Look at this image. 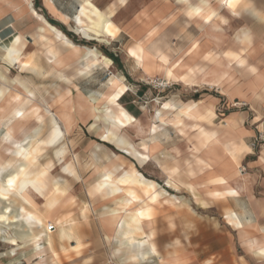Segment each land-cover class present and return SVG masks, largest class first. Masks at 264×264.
I'll return each instance as SVG.
<instances>
[{
  "label": "rangeland",
  "instance_id": "obj_1",
  "mask_svg": "<svg viewBox=\"0 0 264 264\" xmlns=\"http://www.w3.org/2000/svg\"><path fill=\"white\" fill-rule=\"evenodd\" d=\"M29 1L30 7L24 3L23 9H8L7 12L9 13L10 19L13 21V29L15 30L12 32V34H14L13 36H19L25 42L23 58H26L30 54V58L32 60L36 59L37 67L41 69L43 74L37 75L33 70L27 68H18L17 65L10 66L6 64L1 58L0 67L7 69L10 79L13 78L19 84H22L18 87L20 91H24V88L30 86L35 88L37 91H40L39 93L43 95V98L39 99L38 101L37 99H31L32 101L29 100L24 104L21 103V101L26 98V96L21 94L23 98L21 101L12 102L10 105H8L3 111V114L0 113V136L5 131L7 119L10 118V121L14 122V118H11V114L12 109L16 108L17 105L20 106L21 104L24 107H27L28 110L40 106V108L45 111L51 109L50 111L54 112L58 116V112H60L62 109L61 104L53 103L51 106L50 104L57 93L65 91L67 88H69L68 98H70L71 107L70 129L66 134L63 143L66 147V153L68 147L70 149V153L65 159L61 158L58 160L53 154L52 147L47 146L46 144L41 146L40 153L44 154L45 156L41 159L40 164L44 165V163L47 161H52L54 164L42 178L46 187L44 188L43 198L39 196L35 197L37 203L39 204V212L42 215L50 212V209H48L43 203L55 193V187L60 186L56 180L61 177V172L67 173L62 171L61 167L64 163L61 161L65 160L66 162L76 156L80 164L86 169L84 168L85 170H83L81 173L80 179L74 180L69 178V193L67 195L72 196L75 200L72 206H68L67 204L61 205L51 212L53 217L51 225L53 228H57L61 224L59 221L64 219V216L67 214V212L71 210H78V212H80L81 208L79 205L83 203L87 205L89 209V216L87 218L89 221L88 224L94 227L104 228L100 221V214L102 211H106V208L110 207L112 203L102 199H95L96 201L92 200L90 197L98 198L96 191L92 192L90 197L88 195L89 185L95 180L97 176V167L93 169V161L92 157L90 156V151L94 144L100 143L107 154H109V157L112 159L108 161V163L105 162L104 165L100 166L108 167L111 163L117 162L115 161V157H112L110 154L114 153L117 155H123L124 153L116 149L111 143L101 140L100 134L103 130V123L99 121H102L103 117L118 127H126L121 130V133L125 134L132 142H134L137 147H141L144 142L149 141L150 136L148 133V128L152 123V117L159 116L162 113V110L164 111L165 109H170L172 107L171 102L168 100L176 99L184 102L187 101L185 97L188 95V93L198 94L206 92L215 94L220 98V101L214 110L216 117L213 119L212 124H206L198 120L193 121L191 119H184V123L186 125L184 127V133L179 132L178 128H176L171 123L167 124L168 126L166 129L169 134L166 141L169 146V153H164L157 157V159L160 164H163L167 167L177 166L179 173L176 177L169 175L171 180H168V184L166 185L167 174L165 170L159 166L160 164L156 165L154 162L150 161L147 165L141 167L138 165L136 160L132 159L128 155L125 159V172H138L134 167V162L137 169H139L146 177L154 179L158 183V191L161 196L158 197L157 210L155 212L157 223L155 226L157 227L156 242L158 243L157 246L159 245L158 248L160 249L159 251L162 255L166 254L168 250L174 249L178 252L184 253L187 258V264H203L207 260H209L208 264H264V259L261 260L256 258L250 252V244L256 243L257 246L263 244V232L257 230V228L253 230L251 228L244 227L242 231L238 230L239 228H231L226 224L222 216L225 214L224 207L231 206L234 209L235 207L239 208V211L241 209L243 212H240H242V214L245 216L249 214L252 216L254 215L253 220L257 221L256 226H260L264 222L261 212V204L264 198V170L262 162L260 161V154L264 148V132H261V123L257 120V117H264V112H261V109L259 110L252 108L250 103L245 98L231 99L223 87L225 85H245L248 78L252 75L246 73L242 68H237L238 72L233 73V68H230L228 65L229 59L225 56H222L220 58L221 78L218 77L219 75L216 77V81H219V78L221 80V83L217 84L219 86H209L213 85V82L211 81L209 84L207 82V84L203 85L202 87L188 88L184 87L182 82L173 80L171 75L170 78L167 79L165 73L163 70H161L164 65H162L160 61L157 62L156 67L153 64L150 68L149 59L146 62L144 59L143 68H146L147 72L144 81H146V87L148 88L146 89L145 94L141 96V100L134 103V109H136V111H140L137 121L134 122V117L117 101L118 97L127 90V87L131 88L132 85L129 84H133L134 80H131L127 77L126 80H124L126 86L122 89H118L114 93V98L111 100L105 102L104 99H100L102 95H106L113 91V87L110 86V80L112 78L120 79L119 76H123V74L119 71L121 68L119 60L110 58L111 60L113 59V63H111L109 66H106L100 63L98 61L99 59H91L82 65H75V63H73L70 65V68L65 69L63 66H65L66 63L75 61V55L79 54L68 52L69 46L62 43L46 29L41 30L40 25L37 24L35 18L31 15L30 8L32 7L50 24L60 29V25L44 9L43 3L45 0ZM118 1L123 3L125 0ZM250 1V3L254 1V3L260 4L264 0ZM16 2L17 0H15V3ZM84 2H86V0H84ZM138 2L143 4L150 2V0H138ZM243 8L244 7H240L238 9L239 14L242 12L241 9ZM108 9H111L112 14L114 5L112 4L106 10H98L106 14ZM4 12L6 13V10H4ZM108 17H110V15ZM21 18H24L25 20L23 19L24 21L21 20L20 22L19 19ZM85 20H88L87 17ZM19 22L20 26L18 24ZM112 24L116 26L113 22ZM165 26V24H162L159 27L160 40L158 47H161V50L166 53V55H168V51L166 49L167 43L162 33L166 28ZM243 27L244 26L239 25L238 29H242ZM73 28L76 34L68 31L67 29L62 31L72 43L80 46L84 45V48L94 50L98 53V55L102 54L106 57H108L107 54L109 53L106 50L107 47H109L107 43L110 39H114L117 36V33H119L118 31H120L119 27H117V32L114 36H104L100 39L93 36L83 35L79 30H77L76 26ZM224 35L227 38L229 33L227 32ZM13 36H9L3 42L10 43ZM82 37H86L84 39L88 41L84 40ZM224 39L225 38L223 37V40ZM148 42L149 40L145 41V43ZM1 43L2 42H0V56L3 49ZM236 45L239 50L238 52L240 53V49L243 46L245 47L246 43L237 41ZM141 47L144 48L142 44L140 45L139 43H134L127 49L128 53L135 59V62L138 66H142L143 63L141 55L139 56ZM224 48L225 47L223 44V49ZM132 52H136L137 55L133 56L131 54ZM120 53L121 54L119 55L122 57L124 52L121 51ZM61 54V58L64 61L62 64L53 65L49 62V58L52 55ZM162 56L166 58L164 54H162L160 57ZM170 57L171 56L168 57L167 62V65L170 66L169 68L173 67L177 60H172ZM251 60L252 59H249L250 63L257 64V62H252ZM174 61L175 63H173ZM167 65H165V67H167ZM151 69H154V72L151 73ZM191 69L193 70L192 72L194 77H197V67ZM230 70L232 72H230ZM86 71H91L88 77H85ZM62 73H64L68 78L67 80H61L58 77V74ZM174 74L179 76L181 74V68L178 67L174 71ZM201 77H206L207 80H213L214 74L212 71L205 72L204 70V72L201 74ZM1 82L2 81H0V84H3V82ZM18 89L14 88L13 90L17 91ZM169 91H172L173 93H179L180 91H183V94L173 98L172 93H167ZM166 95L168 96L166 97ZM89 98H97V100H99V102L96 104L99 106L97 109L98 118L96 119L93 117L94 113L91 110L93 104ZM164 103L169 104L167 108H162ZM234 103H237V105L233 106ZM254 110H257V112ZM235 111L243 112L245 115L248 113V115L245 116L246 119L244 126L247 129L253 131V134L249 137V141L246 142L250 146L252 152L246 158H241L239 165H236L233 161H227L231 167V170L229 167V183L234 187L241 188V192L239 191L240 196L238 198L216 199L219 196L212 197L206 193L210 189L215 188L214 186L207 184V180L213 174L203 173V167L199 166L195 160V147L197 146L195 134L197 129L191 126L193 123H197L206 128L217 129L218 127L223 129L226 124L224 121L225 115ZM172 117L173 114L168 113L166 115L167 121H170ZM95 121L99 122L98 125L95 128H89V124ZM60 124L65 130L63 122ZM29 125H34V121H29ZM15 132L18 134L17 128ZM49 134L50 130L48 126H45L40 137L41 141H45ZM228 138L229 137L226 132L222 134V137H220L221 144L220 141L216 144L219 150H224L223 142ZM70 140L75 143L73 147L68 143ZM128 152L131 153L130 151ZM0 155L2 159L1 163H3L0 173L3 176L21 162V157L16 150L9 155H4L2 150H0ZM132 155L133 154H131V156ZM213 164L214 163H212V165ZM188 168H192L195 175H188ZM213 168L214 174L223 175L226 173V171H217L215 167ZM179 178L182 182L186 181V183L194 184L199 196L207 201L208 206L206 205L203 207L194 202L190 193H188L183 188V186L175 180ZM137 180L138 183L134 184L137 195L140 197L143 205L150 204V202L154 200L155 195L147 196V198L144 199V195H148L149 190L141 189L140 191L138 177ZM99 186H101V183ZM60 195L61 194H58V196ZM207 195H209L210 198ZM211 197L215 199H211ZM182 200H189L190 204L180 208L177 207L176 204ZM59 214H61V218L57 217ZM11 235L12 234L6 231L4 232L3 237H10ZM105 235L106 234L103 233H84L83 241L86 242V248L83 250L84 252H81L79 256L69 253L66 258L63 255V257H61L62 259H59V264H118L116 257L111 255L113 245L107 244L103 239ZM17 241L18 245H11L9 243H5L2 238H0V264H35L39 260L37 255L49 256V250L45 245L41 251H33L31 249H25V246L22 244L25 243L24 241L19 239ZM70 244H73V242L71 241ZM11 252H14V254L12 255Z\"/></svg>",
  "mask_w": 264,
  "mask_h": 264
},
{
  "label": "crops",
  "instance_id": "obj_2",
  "mask_svg": "<svg viewBox=\"0 0 264 264\" xmlns=\"http://www.w3.org/2000/svg\"><path fill=\"white\" fill-rule=\"evenodd\" d=\"M91 1L98 9L101 10H106L112 4L114 5L110 19L117 27H119L120 31H118L119 33H117V36L114 39L109 40L107 43L109 47H107L106 50L109 52L107 54L109 58H114L120 62L119 64L121 68L119 71L123 74V76H119L120 79H118L122 81V83L127 77L131 80H134L133 84H129L132 85L131 88L127 87V90L117 99L118 103L134 117V122L137 121V117L140 115V111H136V109H134V103L141 100V96L145 94L146 89L148 88L146 87V81H144L147 74L146 68L138 66L135 62V59L127 51L128 47L134 43L143 45L146 52L145 62L149 59L150 68L153 64L156 67L157 62L160 61L161 64L164 65L161 70H163L165 73L166 68L170 67L167 65L168 57L171 56L170 58L172 60L177 59L176 63L175 61L173 62L175 65L170 68L171 78H173V80L182 82L183 86L188 88L202 87L203 85L207 84V82L209 84L211 81L213 82V85L209 86H219L217 84L221 83L220 58L222 56L227 57L229 59V67L233 68V73H237V68L241 67L238 66L232 57L244 53L245 49H247V66L242 69L252 76L248 78L245 85H225L223 87L231 99L245 98L250 103L252 108L259 110L264 108V62L261 61V57L264 56V1L260 4H256L254 1L250 3V0H239L238 6L235 9H229L226 6L224 7L225 0L224 2H219V0H207L208 7L204 8V10L207 9V12L213 11L216 13L214 19L208 23H205V19L203 18V15L207 12L200 16H189L186 14V6L178 0H150V2L143 4L139 3L138 0H125L123 3H120L118 0ZM189 2L198 6L200 0H189ZM24 3L29 7V3L26 0H17L16 3L15 0H0V42H3L11 35L13 36L14 34H12V32L15 31L13 29V21L10 19L7 10L14 8L23 9ZM83 3L84 0H49V2L45 0L43 7L60 25L61 31L67 29L68 31L76 34L73 28L76 25L75 17ZM101 4L103 5L102 7ZM240 7L244 8L241 9L242 12L239 14L238 9ZM4 10H6V13ZM233 11L237 12L238 15H233ZM23 19L24 18L19 19L20 22ZM224 21H228V23L225 24ZM20 22L18 23L19 26ZM162 24L166 25V28L162 33L167 43L166 49L168 51V55H166V53L161 50V47H158L160 40L159 27ZM239 25L244 26L243 28L248 29V31L252 34L247 41H245L242 36L238 38L237 29ZM227 32L229 35L226 38L224 34ZM223 37L225 38L224 40ZM146 40H149V42L145 43ZM237 41L246 43L245 47L241 46L242 48L240 49V53L238 52L239 50L236 45ZM223 44L225 47L224 49ZM121 51L124 52L122 57L119 55L121 54ZM162 54H164L167 58L166 63L160 59ZM75 56L76 58L78 57V55ZM249 59H252V62H257V64L250 63ZM111 61L113 63V59ZM165 65H167V67H165ZM252 66L257 67V72L255 74H252L248 71V68ZM178 67L181 68V74L179 76L174 74V71ZM195 67L198 69L197 77H194L192 72L193 70L191 69ZM204 70L205 72L212 71L214 74V81L207 80L206 77H201V74L204 72ZM91 71H86L85 77H88ZM150 72H154V69H151ZM230 72L232 71L230 70ZM217 75L220 77L219 81H216ZM182 92L180 91L179 93H173L172 91H169L167 93H172V97L176 98L179 95H182ZM167 96L168 95H166V97ZM185 98L187 101L184 102L176 99L168 100L171 102L172 107L162 111L159 116L152 117V123L148 128V133L150 136L149 141L144 142L141 147H137L134 142H132L125 134L121 133V130L126 127H118L106 120L104 117L102 121H99L103 123V128H105L108 135L107 138H101V140L111 143L116 149L124 153L121 155L122 159L118 160L116 162V166L112 169L114 176L120 177L124 174L126 169L125 159L127 155L136 160L138 165L141 167L147 165L150 161L154 162L156 165H159L160 163L158 162L157 157L164 153H169V146L166 141L169 134L166 129L168 123H171L176 128H178V131L181 133H184V127L186 126L184 119H191L193 121L198 120L206 124L213 123V119L216 117L214 110L220 101V98L217 95L206 92L198 94L188 93ZM89 99L93 101L97 98ZM254 111L257 112V110ZM168 113L173 114V117L170 119V121H167L166 119V115ZM247 115L248 113L245 115V113L237 111L225 115L224 121L226 124L223 129L218 127L217 129L206 128L197 123L192 124L191 127L197 129L195 134L197 146L195 147L196 155L194 157L197 161V164L203 167V173L213 174L209 179L216 176H223L229 179L231 167L227 161H233L236 165H239L241 158H246L251 154L252 150L246 142L249 141V137L253 134V131L247 129L244 126L246 119L245 116ZM237 117H242L239 122L236 120ZM99 122H91L89 124V128H95ZM153 128H155L156 131H153ZM223 132H226L229 138L223 142L224 150H219L216 144L220 141V137H222V134H224ZM204 134H210L217 139L213 141L208 147L209 142L206 143ZM68 143L72 147L75 145L72 140H70ZM127 149L131 153H129ZM241 149L245 150L242 151ZM69 153L70 149L68 147L67 153L63 159H65ZM131 154L133 155L131 156ZM110 155L115 157L116 154L113 153ZM90 156L92 157L93 161V169H95L97 166L104 165L105 162L108 163V161L112 160L100 143L94 144L92 146ZM197 159H201L204 161V163H199ZM260 161L262 162L264 170V148L260 154ZM61 162H64L62 166L66 164H72L75 171V175L61 172V177L56 180L60 186L65 187L67 191H69V178L74 180L80 179L81 173L86 168L80 164L76 156H74L69 161L65 162L64 160ZM212 163L214 164L212 165ZM133 164L138 171L137 173L140 191L141 189L149 190V194L146 196L144 195L143 198L145 199L147 196L155 195L154 200L151 201L150 204L153 207L154 212H156L158 197L161 196L158 191V183L154 179L146 177L139 169H137L134 162ZM160 165L167 174V185L168 180H171L168 174V168L170 167H167L163 164ZM213 167H215L217 171H226V173L223 175L214 174ZM101 181L102 180L96 177L95 180L89 185V197L92 192L96 191V188L100 185ZM239 191L241 192V188L235 187L234 191L227 192L216 199L238 198L240 196ZM207 196L210 198L209 195ZM90 198L95 200L97 197ZM211 199L215 198L211 197ZM224 208H230V213L228 215L224 214L222 216L226 224L231 228H239L247 224L245 228H251L253 230L257 228V230L263 232L264 234V222L262 225L256 226L257 221L253 220L254 215L252 216L249 214L245 216L242 214L243 211L240 209V211H242L240 212L238 210L239 208L237 207H235V209L231 206H226ZM261 212L264 219V198L261 204ZM80 216L81 215L79 214L78 210H71L67 212V214L64 216V219L59 221V223H61L60 225L68 224V221H71L73 218L78 219ZM88 216L89 213H87V218ZM57 217L61 218L62 216L59 214ZM88 223V220L84 221L81 219L80 225L78 226V233L81 236L80 239L85 244L86 242L83 241L84 233H106L104 228L94 227ZM52 236L54 244L53 247L57 251H60L61 247L73 246L76 241L74 237L61 240L58 238L57 232L55 231ZM71 241L73 244H70ZM22 244L25 246V249H31L29 244ZM262 245H264V241ZM37 257L40 259V256ZM48 257L49 256L42 255V259L46 264H52L51 262L48 263Z\"/></svg>",
  "mask_w": 264,
  "mask_h": 264
},
{
  "label": "bare ground",
  "instance_id": "obj_3",
  "mask_svg": "<svg viewBox=\"0 0 264 264\" xmlns=\"http://www.w3.org/2000/svg\"><path fill=\"white\" fill-rule=\"evenodd\" d=\"M26 1L30 5V1ZM46 1L49 2V0ZM219 2H224V0H219ZM30 9L31 15L35 18L37 24L40 25L41 30L46 29L62 43L69 46L68 52L79 54L75 61L66 63L64 66L65 69L70 68V65L73 63H75V65H82L91 59H99L98 61L106 66L112 63L111 59L105 55H98L94 50L80 47L72 43L60 29L50 24L41 14L36 12L34 8L31 7ZM205 12H207V9H202L200 15ZM210 12L212 11L207 13ZM104 15L103 12L93 5L91 0H86V2L81 5L75 17V26L77 30L86 36H93L100 39L110 35L109 33H112L111 36H114L117 32V27L112 24L110 17H108V21L105 22L103 19ZM86 17L88 19L87 21L85 20ZM203 18L207 19L206 14L203 15ZM109 24H111V27ZM17 37L19 36H13L10 43H1L4 50L2 49L0 58L10 66L17 65L18 68H27L33 70L37 75H42L43 72L37 67L36 59L33 58L34 60H32L30 54L26 58H23L25 42L21 39V41L17 43ZM13 49L19 52L18 56L13 57L10 55V50ZM140 55L143 59L142 67H144L146 52L142 47L140 48ZM61 57L62 54L52 55L49 58V62L53 65H60L64 62ZM13 59H15V63H13ZM160 59L164 63L167 61L164 56L160 57ZM169 73H171V70L168 67L165 70L167 79L170 78ZM58 77L61 80L68 79L64 73L58 74ZM0 81L3 82V84H0V113L2 114L5 108L12 102H19L23 99L21 94L26 96V98L21 101V103L24 104L31 99H37L38 101L43 98V95L39 93L40 91L30 86L24 88V91H20L18 87L22 84H19L13 78L10 79L7 69L2 67H0ZM110 86L113 87V91L106 95H102L100 98L104 99L105 102L114 98V93L126 85L118 78H112L110 80ZM14 88L18 90L15 91L13 90ZM68 95L69 88L57 93L50 104V106L53 103L61 104L62 109L58 112V116L54 112H51L50 108V110L45 111L41 109L40 106L32 107L33 109L31 110H28L27 107L21 104L20 106H15L16 108L12 109L11 114V118H14V122L10 121V118H8L5 124V131L0 136V150H2L4 155H9L16 150L21 157V162L6 175L3 176L0 173V217L3 218L0 219V238H2L5 243L11 245H18L17 240L19 239L28 243L33 251H41L45 245L49 250L48 263L51 262L52 264H59V259H62V255H64L65 258L69 253L79 256L86 248V244L80 239L81 236L78 233V226L80 225L81 219L87 221V213H89L87 205L84 203L79 205L81 208L79 214L81 216L78 219L73 218L71 221L67 222L68 224L53 228L51 225L53 219L51 212L61 205L67 204L68 206H72L75 199L67 195L69 191H67L65 187H55V193L43 203L50 209V212L45 215L39 212V204L35 199L36 196L43 198L44 188L46 187L42 178L54 164L52 161H47L44 165L40 164L41 159L45 156L40 153L41 146L46 144L52 147L53 154L58 160L63 158L66 154V147L63 142L70 129L71 119L70 98H68ZM90 101L93 104L91 108L94 113L93 117L96 119L98 118L97 109L99 108L96 104L99 100L95 99L92 101L90 99ZM168 105V103H164L162 108H167ZM17 112L22 113V115H16ZM31 120L34 121V125H29V121ZM61 122H63L65 130L62 128ZM45 126H48L50 134L45 141H41L40 137ZM16 128L18 134L15 132ZM204 135L206 143L209 142L208 147L217 139L210 134ZM100 136L101 138L108 137L105 128H103ZM17 145H19V147H17ZM121 159V155H115V161ZM1 160L0 155V169L3 164ZM198 161L199 163H204L201 159ZM115 166L116 162L111 163L109 167L97 166L96 168V177L102 180L101 185L104 186L103 192L98 193V198H96V200L102 199L112 203L110 207L106 208V211L104 210V212L102 211L100 214V221L106 230V235L103 239L107 244L113 245L111 255L116 257L118 264H187V258L184 253L178 252L177 250H168L167 253L163 255L160 253V249L158 248L159 245L157 246L158 243L156 242L157 227L155 225L157 222L154 209L150 204H142L134 188V184L138 183V174L126 173L124 171L122 176L116 177L113 175L112 171ZM61 169L64 172L75 175V171L71 164H66L62 166ZM9 173L11 174L10 176L8 175ZM178 173L179 169L177 166L168 168V174L170 176L176 177ZM187 173L188 175H195L192 168H188ZM105 177H107V179ZM9 179L14 180V184L11 187L8 185ZM175 180L190 193L192 200L198 205L204 207L208 204L204 198L199 196L194 184L186 183V181H184V183L180 181V178ZM207 184L215 187L206 192L212 197H220L227 192L235 190V187L230 185L229 180L223 176L213 177L207 181ZM58 194L63 196H58ZM4 197H7V199ZM189 204V200H182L176 205L180 208L185 205L188 206ZM224 213L228 215L230 213V208H225ZM29 217L32 219H29ZM244 227L245 226H241L238 230L242 231ZM6 231L12 235L10 237H3ZM54 231L57 232V236L61 240L74 237L76 239L75 244L70 247H61V250L57 251L53 247L52 235ZM13 241L15 242L13 243ZM250 248V252L254 257L259 259L264 258V256L260 255V253L264 251V245L257 246L256 243H252L250 244ZM11 254L13 255L14 252H11ZM208 263L209 260L205 261L203 264ZM35 264L46 263L40 255V259Z\"/></svg>",
  "mask_w": 264,
  "mask_h": 264
},
{
  "label": "snow or ice",
  "instance_id": "obj_4",
  "mask_svg": "<svg viewBox=\"0 0 264 264\" xmlns=\"http://www.w3.org/2000/svg\"><path fill=\"white\" fill-rule=\"evenodd\" d=\"M180 2L182 4H184L186 6L187 9V15L189 16H200L202 9L207 8L208 7V3L207 0H200L199 5H195L193 3H190L189 0H180ZM239 0H225V5L227 8L229 9H235L238 6ZM103 5L101 4V7ZM111 15V9H108L106 14L103 16V19L105 20V22L108 21V16ZM233 15H238L237 12L233 11ZM207 19L205 20V23H208L210 21H212L214 19V17L216 16L215 12H210V13H206ZM225 24L228 23V21H224ZM109 26L111 27V24H109ZM110 35L112 33H109ZM251 33L248 31V29L246 28H242V29H238V38L239 37H243L245 41H247L250 37H251ZM21 41L20 37H17V43H19ZM246 52L247 49H245L244 53H241L240 55H235L232 57V59L238 64L239 67L244 68L247 66V58H246ZM133 56H136V52H132L131 53ZM10 55H12L13 57L18 56L19 52L16 51L15 49L10 50ZM138 58V57H137ZM261 61L264 62V56L261 57ZM15 59H13V63H15ZM248 71L252 74H255L257 72V67L256 66H252L248 68ZM169 75H171V73H169ZM261 112H264V108H261ZM16 115H22V113L17 112ZM242 117H237L236 120L237 122H239V120ZM257 120L260 121L261 123V132H264V117H257ZM153 131H156L155 128H153ZM27 142V141H25ZM51 143V141H50ZM17 147H19V145H17ZM242 151L245 149H241ZM6 171V170H5ZM9 176L11 175L10 173L8 174ZM107 179V177H105ZM14 184V180L13 179H9L8 180V185L9 187H11ZM103 188L104 186H98L96 188V192L97 193H102L103 192ZM39 191V189H38ZM5 199H7V197H4ZM0 219H3L2 217H0ZM29 219H32L31 217H29ZM15 241H13L14 243ZM260 255L264 256V251H262L260 253Z\"/></svg>",
  "mask_w": 264,
  "mask_h": 264
},
{
  "label": "built area",
  "instance_id": "obj_5",
  "mask_svg": "<svg viewBox=\"0 0 264 264\" xmlns=\"http://www.w3.org/2000/svg\"><path fill=\"white\" fill-rule=\"evenodd\" d=\"M159 84H161V83H159ZM236 105H237V103H234V104H233V106H236Z\"/></svg>",
  "mask_w": 264,
  "mask_h": 264
}]
</instances>
